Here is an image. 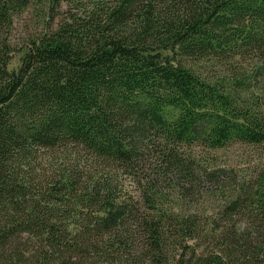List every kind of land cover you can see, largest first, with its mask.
<instances>
[{
  "label": "trees",
  "instance_id": "1",
  "mask_svg": "<svg viewBox=\"0 0 264 264\" xmlns=\"http://www.w3.org/2000/svg\"><path fill=\"white\" fill-rule=\"evenodd\" d=\"M46 4L83 14L10 71L14 18ZM232 143L264 148V0H0V264H264V176L191 153ZM71 149L97 175L38 171Z\"/></svg>",
  "mask_w": 264,
  "mask_h": 264
},
{
  "label": "rangeland",
  "instance_id": "2",
  "mask_svg": "<svg viewBox=\"0 0 264 264\" xmlns=\"http://www.w3.org/2000/svg\"><path fill=\"white\" fill-rule=\"evenodd\" d=\"M82 14L83 11H78L67 4H63L59 9H51L49 4H46L44 8L40 9L32 5L24 13L16 16L11 34V44L16 49V52L8 69L14 71L21 66V60L24 56V51H26L25 48L33 39L48 34L50 30H56L61 23L70 20L71 16H82ZM202 66L201 74L204 77L221 78L228 75L224 67L214 63L205 62ZM191 153L203 168L209 171L225 170L226 175L224 174L223 179L230 178L234 186L238 185L240 187L248 182H255L264 176V148L232 143L217 150L195 147L191 149ZM38 163L40 164L38 171L46 172L48 175L56 174L65 168L77 166L79 170L91 175H97V172H99L94 160L88 157L85 152L75 149L68 151H43L39 156ZM205 188H207V193L205 191L201 193V201L206 202L205 204L211 210L221 206L223 201L221 191L219 194V189L211 185V183L206 184ZM119 191L123 194L134 193V186L131 184L130 179L124 176L121 177L119 180ZM134 195L139 196L136 190ZM197 200H199V196L191 197L189 206L193 209H197L195 207L197 206L201 209L200 212H205L204 209L206 208L201 206L203 203L200 205L196 203Z\"/></svg>",
  "mask_w": 264,
  "mask_h": 264
}]
</instances>
